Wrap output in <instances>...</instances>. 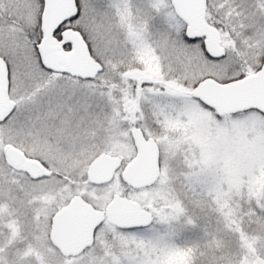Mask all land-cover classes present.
I'll use <instances>...</instances> for the list:
<instances>
[{
  "label": "snow or ice",
  "instance_id": "obj_1",
  "mask_svg": "<svg viewBox=\"0 0 264 264\" xmlns=\"http://www.w3.org/2000/svg\"><path fill=\"white\" fill-rule=\"evenodd\" d=\"M0 264H264V0H0Z\"/></svg>",
  "mask_w": 264,
  "mask_h": 264
}]
</instances>
